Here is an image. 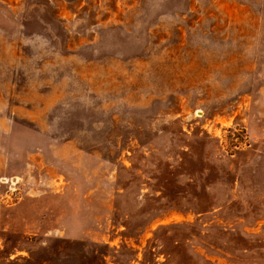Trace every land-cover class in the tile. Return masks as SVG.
I'll use <instances>...</instances> for the list:
<instances>
[{
    "label": "rangeland",
    "instance_id": "1",
    "mask_svg": "<svg viewBox=\"0 0 264 264\" xmlns=\"http://www.w3.org/2000/svg\"><path fill=\"white\" fill-rule=\"evenodd\" d=\"M0 264H264V0H0Z\"/></svg>",
    "mask_w": 264,
    "mask_h": 264
}]
</instances>
